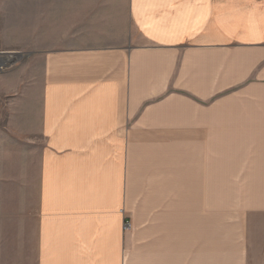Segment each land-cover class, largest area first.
<instances>
[{
    "label": "crops",
    "instance_id": "obj_1",
    "mask_svg": "<svg viewBox=\"0 0 264 264\" xmlns=\"http://www.w3.org/2000/svg\"><path fill=\"white\" fill-rule=\"evenodd\" d=\"M0 20L20 28L0 50L41 61L36 264H264V0H0ZM190 131L229 186L193 218L200 178H172L142 234L129 190Z\"/></svg>",
    "mask_w": 264,
    "mask_h": 264
},
{
    "label": "rangeland",
    "instance_id": "obj_2",
    "mask_svg": "<svg viewBox=\"0 0 264 264\" xmlns=\"http://www.w3.org/2000/svg\"><path fill=\"white\" fill-rule=\"evenodd\" d=\"M18 22L0 20V48L7 46L4 41L6 28L19 31V27L10 26ZM1 53L0 50V60L6 56L9 60H2L0 76L28 75L29 79H0V264H36L37 144L40 135L36 124L38 79L35 78L41 61L31 53H20L18 57ZM156 150L165 155H157V160L152 158L154 162L142 165V178L131 187L128 197V218L133 223L135 214L140 220L142 234L147 235L149 231L164 230L160 226L168 214L167 206L175 207L174 203L179 202L171 187L175 177L200 178V191H193L192 202L187 199L189 215L193 218L216 210L217 207H213L218 200L215 189L229 186L227 180L209 177L212 174L207 172L212 165L205 163L209 157L200 154V131H190L187 146L184 148L183 142V148H172V154H167L168 147ZM136 188L140 190L139 195L136 190L132 191ZM254 220L253 234L260 237L263 220L259 216ZM130 222L126 229L131 228ZM197 229L200 231V224L191 223L173 228V234L183 236L187 230L193 233ZM195 241H198L195 236H189L190 246ZM257 263H261L259 257Z\"/></svg>",
    "mask_w": 264,
    "mask_h": 264
},
{
    "label": "water",
    "instance_id": "obj_3",
    "mask_svg": "<svg viewBox=\"0 0 264 264\" xmlns=\"http://www.w3.org/2000/svg\"><path fill=\"white\" fill-rule=\"evenodd\" d=\"M1 54H7V53H1ZM11 54L13 57H18L20 55V53H9ZM16 59H12L11 61H14ZM4 63V61H2V59L0 60V66Z\"/></svg>",
    "mask_w": 264,
    "mask_h": 264
},
{
    "label": "bare ground",
    "instance_id": "obj_4",
    "mask_svg": "<svg viewBox=\"0 0 264 264\" xmlns=\"http://www.w3.org/2000/svg\"><path fill=\"white\" fill-rule=\"evenodd\" d=\"M13 57V56H12ZM11 57V58H12ZM2 60H9V56L4 57Z\"/></svg>",
    "mask_w": 264,
    "mask_h": 264
}]
</instances>
